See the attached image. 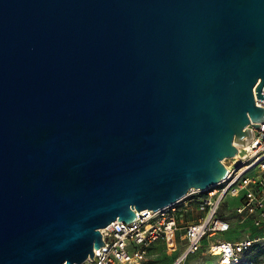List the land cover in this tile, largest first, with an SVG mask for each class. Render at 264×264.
<instances>
[{
  "label": "water",
  "instance_id": "obj_1",
  "mask_svg": "<svg viewBox=\"0 0 264 264\" xmlns=\"http://www.w3.org/2000/svg\"><path fill=\"white\" fill-rule=\"evenodd\" d=\"M263 88L264 0H0V264L213 189Z\"/></svg>",
  "mask_w": 264,
  "mask_h": 264
},
{
  "label": "built area",
  "instance_id": "obj_2",
  "mask_svg": "<svg viewBox=\"0 0 264 264\" xmlns=\"http://www.w3.org/2000/svg\"><path fill=\"white\" fill-rule=\"evenodd\" d=\"M255 125H248L252 137L243 146L234 145L227 175L213 189H191L158 211L135 212L129 224L112 222L100 230L104 245L93 260L80 264H143L155 244L171 254L182 248L174 264L198 251L219 264H241L249 247L264 248V120Z\"/></svg>",
  "mask_w": 264,
  "mask_h": 264
},
{
  "label": "rangeland",
  "instance_id": "obj_3",
  "mask_svg": "<svg viewBox=\"0 0 264 264\" xmlns=\"http://www.w3.org/2000/svg\"><path fill=\"white\" fill-rule=\"evenodd\" d=\"M231 164V160H223L222 165L228 167ZM226 235H221L220 238H226ZM180 248V247H179ZM182 253V248L178 250L177 253H167L162 246L156 244L153 246L147 255V259L143 264H174L176 259L180 257ZM253 257L255 258V263L252 264H264V248H258L257 251L253 252ZM252 257V256H250ZM248 257H244L241 264H248ZM249 261V260H248ZM180 264H219L216 258L212 259L206 255L205 251H198L195 254L188 256L186 259L181 261Z\"/></svg>",
  "mask_w": 264,
  "mask_h": 264
},
{
  "label": "trees",
  "instance_id": "obj_4",
  "mask_svg": "<svg viewBox=\"0 0 264 264\" xmlns=\"http://www.w3.org/2000/svg\"><path fill=\"white\" fill-rule=\"evenodd\" d=\"M258 248H260V247H258V246H251V247H249L248 250H246V251L243 252V258L244 257L245 258L248 257L247 262L249 260L252 263H255L256 261H255V258L253 257V255H254L253 252L254 251H257ZM250 256H252V257H250Z\"/></svg>",
  "mask_w": 264,
  "mask_h": 264
},
{
  "label": "crops",
  "instance_id": "obj_5",
  "mask_svg": "<svg viewBox=\"0 0 264 264\" xmlns=\"http://www.w3.org/2000/svg\"><path fill=\"white\" fill-rule=\"evenodd\" d=\"M155 245H156V244H155ZM155 245H154V246H155ZM159 245H160V244H159ZM160 246H161V245H160ZM174 254H175V253H174ZM249 262H251V261H248V263H249Z\"/></svg>",
  "mask_w": 264,
  "mask_h": 264
}]
</instances>
